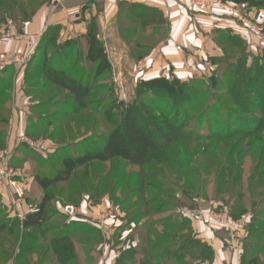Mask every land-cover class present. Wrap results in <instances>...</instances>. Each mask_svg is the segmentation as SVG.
Wrapping results in <instances>:
<instances>
[{
    "label": "rangeland",
    "instance_id": "rangeland-1",
    "mask_svg": "<svg viewBox=\"0 0 264 264\" xmlns=\"http://www.w3.org/2000/svg\"><path fill=\"white\" fill-rule=\"evenodd\" d=\"M49 1L0 0V45L22 41L20 48L25 47L32 56L38 53L40 59L35 66V62H28L19 71L12 67L2 74L0 123L5 124L9 116L5 105L11 103V96L7 90L17 73L25 72L27 93L42 103L36 111L40 122L34 134L49 137L56 149L46 158L36 151L32 154L38 167L49 172L45 182L60 181L46 192L59 198L65 207L72 205L80 210L76 209L75 221L69 225L63 218L44 225L43 229L50 231L48 236L34 242L38 250L47 252L44 259L41 252L42 259L37 256L29 263L31 258H25L19 264H61L65 254L59 258L52 248V237L59 232L70 242L59 241L57 245L67 250L65 264H97L103 248L121 253L125 250L127 254L131 251L129 246L138 252L131 264L141 263L142 255L149 253L151 259L162 250L163 264L169 263L167 250L175 255L169 264H212L209 246L198 238L194 227L197 223L217 229L228 248L241 256V264H252L258 250L264 247V130L253 133L264 105V50L249 52L240 39L226 38L224 43L232 46L225 54L228 62L210 78L189 82L161 78L156 84L141 82L135 86L134 78L119 74L114 77L101 46L97 48L101 51L98 60L106 66L92 65L95 68L91 69L87 42L80 38L61 40L56 28L47 42V34L41 39L40 51H31L24 40V28ZM255 1L264 6V0ZM192 2L206 6L220 3ZM44 55L48 56L46 65L41 62ZM51 70L65 72L77 81L81 78L85 84L93 83L95 92L88 99L89 107L73 114L76 105L68 92L47 82L45 77ZM142 101H155L167 115L178 117L181 124L188 125L185 133L190 137L217 133L228 141L216 149L205 139L184 140L182 147L166 154L169 162L163 156L161 163L154 161L143 168L122 158L98 162L97 151H103L115 124L120 123L124 106L133 107L135 115L144 121ZM4 129L0 128V134L6 132ZM3 146L0 142V148ZM86 154L89 157L81 161L71 160L74 163L71 162L73 168L68 176L59 174L67 169L63 164L66 158L77 159ZM47 210L48 215H57L51 202ZM255 226L259 227L256 233L252 231ZM161 231L162 237L158 235ZM128 233L131 234L127 237ZM130 237L136 239L137 245H132ZM25 244L28 246L29 242ZM4 245L0 247V264H10L13 260L2 256ZM257 257L259 264H264V252ZM123 258L120 255L117 263L121 264Z\"/></svg>",
    "mask_w": 264,
    "mask_h": 264
},
{
    "label": "crops",
    "instance_id": "crops-1",
    "mask_svg": "<svg viewBox=\"0 0 264 264\" xmlns=\"http://www.w3.org/2000/svg\"><path fill=\"white\" fill-rule=\"evenodd\" d=\"M214 1L220 3L206 6L192 0H50L25 26L24 40L35 52L47 31L56 28L61 40L80 38L86 42L85 37L93 26L114 77L119 74L134 78L135 86L161 78L181 82L207 79L226 65L223 62L226 38L240 39L249 52L264 50V6L253 5L249 0ZM22 44V41L1 44L0 54H11ZM3 75L0 79H4ZM27 91L26 74L18 72L7 90L11 103L5 105L9 110L7 122L0 123V128L6 127V132L0 134L4 138H0L4 143L0 156L8 159V167L15 177L13 181L23 188L25 198H10L7 183L0 181V215L7 223L17 224L21 232L26 230L32 235L34 220L45 199L44 182L49 176L48 171L38 167L32 154L36 151L46 158L56 149L49 137L34 134L40 122L36 111L42 103ZM33 146H44L45 150ZM51 203L57 209V215L50 218L51 223L57 218H63L66 225L75 221L80 207H65L59 198ZM194 227L198 229V238L213 250L212 264H241V256L228 248L217 229L211 230L200 223ZM129 240L133 246L137 245L135 238ZM20 245L15 256L20 252ZM128 250L131 251L126 254L125 250L121 253L103 248L97 264H119L120 255L124 256L121 264H131L138 252L130 246Z\"/></svg>",
    "mask_w": 264,
    "mask_h": 264
},
{
    "label": "trees",
    "instance_id": "trees-1",
    "mask_svg": "<svg viewBox=\"0 0 264 264\" xmlns=\"http://www.w3.org/2000/svg\"><path fill=\"white\" fill-rule=\"evenodd\" d=\"M249 2L253 5H259L256 4L255 0H249ZM32 16V15H31ZM162 24L164 23V20L161 21ZM153 24V23H148ZM146 25V24H145ZM144 25V26H145ZM54 29H49L47 31V35L44 39V42H47L49 38H52V32ZM95 32L96 30L94 28H90L86 38V42L89 47V54L87 62H89L92 65L96 67L100 66H106L104 63L98 60V58L101 57V51L100 49H97L101 46L99 41L95 40ZM54 36V35H53ZM43 41V40H42ZM230 44L231 42L228 41ZM41 46V45H40ZM39 46V51H40ZM45 47L44 52L46 51ZM96 48V49H95ZM232 48L231 45L226 46V52L230 51ZM226 54V53H225ZM90 57V58H89ZM48 56L44 55L43 59L41 60L42 65H46L48 63ZM223 62L226 64L228 62L225 58H223ZM38 53L34 54L31 57V60L29 61V65H31L35 61H39ZM96 62V63H95ZM107 64V62H106ZM94 66L91 67L95 68ZM108 66V65H107ZM92 77V73L90 75ZM48 83H52L54 86H58L68 92L69 96H72L73 102L75 103L76 107L72 110L73 114L78 115L80 113V110L86 109L91 104L90 99L91 96H93L95 89L92 88V84H85L82 80H76V79H70L67 77L65 72H60L58 70H51L50 73L45 77ZM160 80L156 79L154 81L149 82H142L141 84H156ZM175 81H178L175 79ZM91 82V81H89ZM187 86V85H184ZM97 93V92H96ZM213 94L212 96H214ZM205 97V95H204ZM124 111L121 114V121L119 124H115V130L110 134V136L107 138V141L105 143L103 151H97V157L96 160L99 162H110L112 160H115L117 158H122L125 161H127L128 164L143 168L145 166H148L152 164L154 161L156 163L162 162V157H164L165 162H169L170 159L167 157V153L170 152L173 149L178 148L179 146L182 147V142L184 140L187 141H199V140H208L211 142V145L215 146L217 149L221 143H225L228 141V139L221 137L219 134L215 133L214 135L210 136H202L199 138L190 137L188 134L185 133V129L187 128V124H181L180 121H178V117H171L170 115H167L161 108L156 106L155 101H142L140 104V108L143 111L144 114V121L141 122L139 118L135 115L133 107L130 105L124 106ZM106 120H109L111 117L108 114V112L105 111L104 113ZM264 130V105L261 108V116L258 120L257 126L254 128L253 133H258L260 131ZM251 133H248L250 136ZM207 151V150H206ZM89 157V155H85L82 157H78L77 159H71L66 158L63 164H65V167L67 168L65 171H60L59 174H65L69 175L72 171L73 165L71 164V160L77 162L81 161L83 158ZM93 158V157H92ZM74 163V162H72ZM89 173H85V175L88 176ZM59 176V175H58ZM58 179V178H57ZM57 183V181L54 182H44L45 184V190L47 191V188H49L51 185H54ZM45 191V199L43 205L40 207L37 216L34 220L35 222V228L33 230L32 235L27 234V231L24 230L21 232L20 227L17 224H11L7 223L4 219H0V247L5 244L6 248L4 249V253L2 252L3 257H10L9 260H14V264H19L22 262L25 258H31L29 263L32 262V258H41V252L44 253L42 256L45 257L47 255L46 251L38 250L35 247V243L37 241V238L40 237L44 239V237H47L48 233L50 231H45L43 229L44 225H46L49 221L52 215H48L49 210L48 204L55 200L54 196ZM253 232H258L259 227L256 228V226L252 230ZM262 234V233H261ZM150 235V233H149ZM158 235L161 237L164 236L163 231L159 232ZM58 236H62L59 238ZM29 238V239H28ZM52 243L55 246H52L53 253L57 257L61 258L64 254L66 258L64 257L61 261V264H65L67 262V250H61L57 245L59 241L62 243L70 244L67 237L63 236V232H59V235L57 237H52ZM30 240V241H29ZM45 240V239H44ZM26 241L29 242V245L27 246L25 243ZM35 242V243H34ZM20 245V252L17 256H15L16 248ZM72 247V246H70ZM209 251V261H212L213 259V250L210 247H207ZM259 253H256L254 257V261L252 264H259L258 262V254H262L264 252V247H261L258 250ZM160 253V252H159ZM163 252L160 256L155 255L151 259L149 257V253L146 255H142V262L138 264H163L161 259L163 257ZM160 259H156V257ZM174 252L171 250L166 251V260L172 262L174 259ZM41 258V259H42ZM176 258V257H175ZM44 259V258H43ZM27 260V259H26ZM261 260V259H260ZM244 262V261H243ZM168 263V264H169ZM245 264V263H243ZM262 264V263H261Z\"/></svg>",
    "mask_w": 264,
    "mask_h": 264
},
{
    "label": "built area",
    "instance_id": "built-area-1",
    "mask_svg": "<svg viewBox=\"0 0 264 264\" xmlns=\"http://www.w3.org/2000/svg\"><path fill=\"white\" fill-rule=\"evenodd\" d=\"M199 2L207 3L208 0H198ZM32 57V52H28L27 49L19 48L11 54L0 55V75L4 74L6 71L15 67L17 71L23 69L27 66L30 58ZM39 148L41 151H44L43 146H33ZM0 162V181L7 183V192L10 198L15 200H22L24 198L25 192L16 182L13 181V174L10 172L8 167V161L4 157ZM0 159V160H1Z\"/></svg>",
    "mask_w": 264,
    "mask_h": 264
}]
</instances>
